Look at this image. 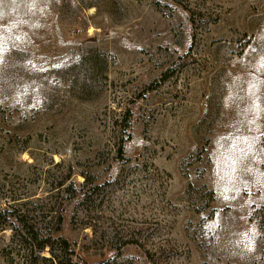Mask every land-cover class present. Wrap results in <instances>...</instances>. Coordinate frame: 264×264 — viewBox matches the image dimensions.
I'll use <instances>...</instances> for the list:
<instances>
[{"label":"rangeland","instance_id":"1","mask_svg":"<svg viewBox=\"0 0 264 264\" xmlns=\"http://www.w3.org/2000/svg\"><path fill=\"white\" fill-rule=\"evenodd\" d=\"M81 172L88 263L264 264V0H0V198Z\"/></svg>","mask_w":264,"mask_h":264},{"label":"trees","instance_id":"2","mask_svg":"<svg viewBox=\"0 0 264 264\" xmlns=\"http://www.w3.org/2000/svg\"><path fill=\"white\" fill-rule=\"evenodd\" d=\"M117 127L119 136L113 143V160H121L124 166L131 162L124 157V145L130 140V125L128 121L123 125L120 122ZM143 168L147 170L148 166ZM69 175L52 185L44 195L34 197L9 190L8 195L0 198V233L7 229L10 232L8 245L1 251L6 264H109L108 259L98 263L83 260L73 244L61 234L68 198L85 199L97 188L95 181L81 172L82 181L77 184L80 189L76 192ZM207 194L209 207L213 198L211 192L207 191Z\"/></svg>","mask_w":264,"mask_h":264},{"label":"clouds","instance_id":"3","mask_svg":"<svg viewBox=\"0 0 264 264\" xmlns=\"http://www.w3.org/2000/svg\"><path fill=\"white\" fill-rule=\"evenodd\" d=\"M18 39H19V37H18ZM249 250H251V243H250V245H249Z\"/></svg>","mask_w":264,"mask_h":264}]
</instances>
